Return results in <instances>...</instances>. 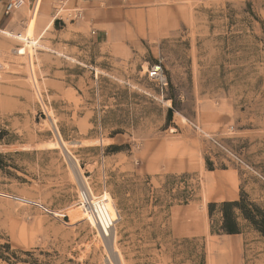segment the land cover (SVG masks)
<instances>
[{
  "label": "rangeland",
  "instance_id": "rangeland-1",
  "mask_svg": "<svg viewBox=\"0 0 264 264\" xmlns=\"http://www.w3.org/2000/svg\"><path fill=\"white\" fill-rule=\"evenodd\" d=\"M93 1L96 23L41 0L31 65L29 0L0 28V192L54 213L0 196V264H264L257 233L207 213L264 208V0ZM84 182L111 197L109 237L69 219Z\"/></svg>",
  "mask_w": 264,
  "mask_h": 264
},
{
  "label": "trees",
  "instance_id": "trees-1",
  "mask_svg": "<svg viewBox=\"0 0 264 264\" xmlns=\"http://www.w3.org/2000/svg\"><path fill=\"white\" fill-rule=\"evenodd\" d=\"M2 134L3 132L0 131V139ZM207 213L210 219L211 234H239L243 227H248L264 242V208L250 200L244 192H241L235 200L208 203ZM5 247L9 248L8 245ZM2 259L9 264H14L9 261L8 257H2Z\"/></svg>",
  "mask_w": 264,
  "mask_h": 264
},
{
  "label": "built area",
  "instance_id": "built-area-1",
  "mask_svg": "<svg viewBox=\"0 0 264 264\" xmlns=\"http://www.w3.org/2000/svg\"><path fill=\"white\" fill-rule=\"evenodd\" d=\"M69 0H59L58 6L55 10V15H58L60 10L65 7ZM41 0H31V9L33 13L36 12ZM22 4V0H7L4 4V14L9 15L11 12L15 11ZM75 17H81V10L77 9L74 11ZM54 15V16H55ZM148 77L154 80H159L164 83V76L158 67L147 71ZM9 195V197L5 196ZM0 196L8 198L10 200L16 201L23 205H30L39 209L46 214H54L50 209L37 200L28 199L14 194H8L0 192ZM78 203L82 207L83 211L89 215V217L94 221L97 226L98 231L104 235L105 230L111 231L114 228L116 221L109 214L106 207V200L100 196H92L87 188L81 189L79 192Z\"/></svg>",
  "mask_w": 264,
  "mask_h": 264
},
{
  "label": "bare ground",
  "instance_id": "bare-ground-1",
  "mask_svg": "<svg viewBox=\"0 0 264 264\" xmlns=\"http://www.w3.org/2000/svg\"><path fill=\"white\" fill-rule=\"evenodd\" d=\"M32 13V12H31ZM35 13H32L29 20H28V26H27V30H26V45H25V54L27 55V58H28V62L27 64H30L31 65V61H30V54H32L33 52V42L31 40V36H32V31H33V26H34V21H35ZM52 21H50L48 23V26L51 24ZM32 67V66H31ZM30 68V67H29ZM31 70V69H29ZM32 72V71H31ZM30 72V74H31ZM32 75V74H31ZM31 77V76H30ZM33 79V78H31ZM31 82H34V79L33 81ZM35 86V85H34ZM41 104V103H40ZM55 145V144H54ZM51 146H53V144H51ZM77 172V171H76ZM85 184V188H86V183L87 182H84ZM88 185V184H87ZM91 191V190H90ZM101 198H104L106 200V207H107V210L109 212V214L113 217V219L115 220L116 218V215H115V212H114V209H113V204H112V200H111V197L109 195L108 192H105L103 193L102 195H100ZM68 215H69V219L71 221H79V220H82V219H85L86 217L90 220L91 224L94 227V229L96 230L97 232V235H99L100 237H103V235H100V233L98 232V229H97V226L95 225L94 221L89 217V215H87L82 207L80 205H77L75 207H73L69 212H68ZM116 221V220H115ZM112 233V230L109 231V230H105V232L103 233L104 234V237H109V235ZM112 239V237H111ZM113 243H114V236H113V239L111 240ZM114 245V244H113ZM115 247V246H114ZM115 251V250H114ZM116 252V251H115ZM120 264V263H119Z\"/></svg>",
  "mask_w": 264,
  "mask_h": 264
},
{
  "label": "crops",
  "instance_id": "crops-1",
  "mask_svg": "<svg viewBox=\"0 0 264 264\" xmlns=\"http://www.w3.org/2000/svg\"><path fill=\"white\" fill-rule=\"evenodd\" d=\"M6 1L7 0H0V28H7L11 25V22H12V17L4 14L3 4H5ZM29 2H31V0H29ZM86 2H88V3L86 4L85 8L82 9L83 16L86 18H89V22H92V23L98 22V20H100L101 16L97 17V18H93L92 14H94L96 11H98V9H100V7L98 5H96L95 1H93V0H86ZM51 24H52V22H51ZM35 25H36V21H35ZM35 25H34V31H35ZM49 26L47 24L41 31L42 32L46 31ZM0 30H1L0 31L1 33H3L2 31H6L5 29H0ZM93 40H94V42H96L98 44L105 43L107 40V32L101 27L96 28L93 32Z\"/></svg>",
  "mask_w": 264,
  "mask_h": 264
}]
</instances>
